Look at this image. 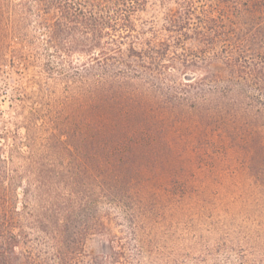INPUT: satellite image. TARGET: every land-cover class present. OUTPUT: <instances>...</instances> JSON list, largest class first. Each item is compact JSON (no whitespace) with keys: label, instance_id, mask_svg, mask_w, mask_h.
Segmentation results:
<instances>
[{"label":"trees","instance_id":"16d2710c","mask_svg":"<svg viewBox=\"0 0 264 264\" xmlns=\"http://www.w3.org/2000/svg\"><path fill=\"white\" fill-rule=\"evenodd\" d=\"M31 1L55 8L48 44L85 63L54 162L0 148V264H82L100 199L124 204L140 170L164 161L182 133L196 144L213 120L264 109V22H248L264 15V0H157L158 29L133 22L149 0ZM119 254L112 247L109 259Z\"/></svg>","mask_w":264,"mask_h":264},{"label":"rangeland","instance_id":"374dc122","mask_svg":"<svg viewBox=\"0 0 264 264\" xmlns=\"http://www.w3.org/2000/svg\"><path fill=\"white\" fill-rule=\"evenodd\" d=\"M31 2L30 7L20 0L0 3V148L4 157L13 149L48 163L54 162L55 133L63 141L67 136L70 96L81 86L73 73L85 57L66 56L48 44L55 8L42 13ZM165 9L149 0L133 22L158 29ZM260 21L264 15L248 22ZM259 103L252 115L213 120L196 144L192 132L174 138L164 161L153 156L140 170L124 204L100 199L95 210L100 231L85 237L82 264H264V109ZM30 121L34 126L25 140ZM17 195L20 208V188ZM112 247L120 253L114 261Z\"/></svg>","mask_w":264,"mask_h":264}]
</instances>
